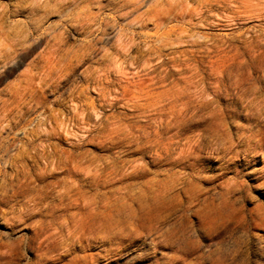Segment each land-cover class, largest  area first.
I'll list each match as a JSON object with an SVG mask.
<instances>
[{
    "label": "clouds",
    "instance_id": "9594fccd",
    "mask_svg": "<svg viewBox=\"0 0 264 264\" xmlns=\"http://www.w3.org/2000/svg\"><path fill=\"white\" fill-rule=\"evenodd\" d=\"M0 264H264V0H0Z\"/></svg>",
    "mask_w": 264,
    "mask_h": 264
}]
</instances>
